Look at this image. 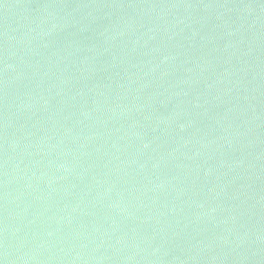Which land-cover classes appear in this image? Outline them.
<instances>
[{
  "label": "water",
  "instance_id": "obj_1",
  "mask_svg": "<svg viewBox=\"0 0 264 264\" xmlns=\"http://www.w3.org/2000/svg\"><path fill=\"white\" fill-rule=\"evenodd\" d=\"M0 264H264V0H0Z\"/></svg>",
  "mask_w": 264,
  "mask_h": 264
}]
</instances>
